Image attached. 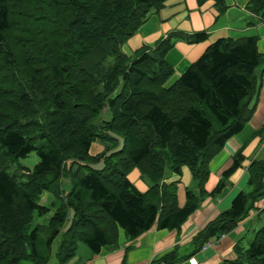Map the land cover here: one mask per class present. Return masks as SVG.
<instances>
[{
	"label": "trees",
	"instance_id": "obj_1",
	"mask_svg": "<svg viewBox=\"0 0 264 264\" xmlns=\"http://www.w3.org/2000/svg\"><path fill=\"white\" fill-rule=\"evenodd\" d=\"M166 1L0 0V264H70L80 244L95 255L117 248L121 232L128 240L153 227L179 232L241 166L239 151L206 192L210 161L256 107L264 74L257 38L215 41L167 86L174 42H203L206 31H173L130 56L122 51ZM213 1L223 14L225 1ZM245 10L264 21V0ZM94 144L101 149L92 155ZM31 153L32 168L19 164ZM182 167L197 192L187 190L179 207L177 182L165 179ZM134 169L145 192L128 179ZM247 173L249 190L195 235L194 252L264 198V158ZM44 193L51 198L41 204ZM50 212L47 225L34 223ZM180 261L173 251L151 264ZM219 264H264V225L241 256Z\"/></svg>",
	"mask_w": 264,
	"mask_h": 264
},
{
	"label": "crops",
	"instance_id": "obj_2",
	"mask_svg": "<svg viewBox=\"0 0 264 264\" xmlns=\"http://www.w3.org/2000/svg\"><path fill=\"white\" fill-rule=\"evenodd\" d=\"M227 6L223 14H219L213 0H207L201 5L197 0H167L158 12L151 13L147 21L138 29L123 46L122 51L130 56L137 49L153 46L168 33H194L206 31L208 37L197 44H189L176 40L167 52L165 60L173 68V75L167 86L174 83L208 48L219 39H238L256 37L257 48L264 54V21L257 20L245 10L249 0H224ZM254 22L247 25V22ZM252 117L244 128L231 137L210 161V175L205 184L206 192L210 193L218 184L222 174L232 164L233 157L241 152V166L224 182L220 194L205 196L197 210L182 224L180 231L158 230L155 227L146 231L134 240H128L121 232L118 247L102 249L98 254H91L82 249V254L74 258L70 264H151L169 252H175L180 264H219L222 261L234 260L241 256L255 237L256 232L264 225V208L261 200L254 204L247 216L236 228L219 240L211 239L209 246L194 252L193 238L208 222L214 220L222 211L229 209L233 198L248 187L247 168L252 161L264 158V74L261 89ZM261 131L262 133H257ZM128 179L140 191L148 189V183L134 169ZM167 183L177 182V204L184 206L186 191L197 192L191 172L187 167L181 168V174L166 173ZM53 264V263H50Z\"/></svg>",
	"mask_w": 264,
	"mask_h": 264
},
{
	"label": "rangeland",
	"instance_id": "obj_3",
	"mask_svg": "<svg viewBox=\"0 0 264 264\" xmlns=\"http://www.w3.org/2000/svg\"><path fill=\"white\" fill-rule=\"evenodd\" d=\"M99 147V145L98 146H96L95 144L92 146V148H91V150H90V152H91V154L93 155L96 151H97V149H101L100 147ZM37 162V157H36V155L34 154V153H31L26 159H21L20 161H19V164H21V165H23V166H25V167H27V168H32L33 167V165L35 164ZM101 165L99 164V165H95V168H98V167H100ZM16 170V167L15 166H10V168H9V171L10 172H14V173H18V171H15ZM249 190V188H247V190L246 191H248ZM47 196H48V198H47ZM51 197H49V195H47L46 193H44L43 195H42V197H41V201H40V203L41 204H45V203H48L49 202V199H50ZM51 214H52V212H50L49 214H47L45 217H42V218H35L34 219V223L35 224H41V225H47V222H48V219H49V217L51 216ZM60 238V237H59ZM59 238H57V240H56V242H55V245H54V247H56L57 246V243L59 242ZM82 249H86V247L85 246H82L81 244L79 245V249L78 250H80L79 252L77 251V253H79V256L82 254ZM52 262L54 263V262H56V260L53 258L52 259ZM23 264H29L28 262H24Z\"/></svg>",
	"mask_w": 264,
	"mask_h": 264
},
{
	"label": "built area",
	"instance_id": "obj_4",
	"mask_svg": "<svg viewBox=\"0 0 264 264\" xmlns=\"http://www.w3.org/2000/svg\"><path fill=\"white\" fill-rule=\"evenodd\" d=\"M261 203H262L261 207L264 208V198H262ZM208 246H209V244H208ZM161 264H166V263H161Z\"/></svg>",
	"mask_w": 264,
	"mask_h": 264
}]
</instances>
